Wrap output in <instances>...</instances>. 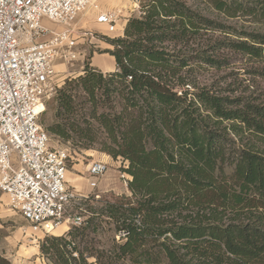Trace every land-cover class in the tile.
<instances>
[{"label": "trees", "instance_id": "1", "mask_svg": "<svg viewBox=\"0 0 264 264\" xmlns=\"http://www.w3.org/2000/svg\"><path fill=\"white\" fill-rule=\"evenodd\" d=\"M205 1L217 17L187 0H140L124 37L104 38L116 71L86 66L69 83L91 107L79 115L74 97L59 93L50 137L77 135L80 151L127 162L132 196L46 237L40 253L49 264H264V106L184 74L207 52L211 67L227 51L264 64V30L232 25L241 16L264 21V0ZM102 220L120 237L109 247L98 245ZM0 264L11 263L0 256Z\"/></svg>", "mask_w": 264, "mask_h": 264}, {"label": "built area", "instance_id": "2", "mask_svg": "<svg viewBox=\"0 0 264 264\" xmlns=\"http://www.w3.org/2000/svg\"><path fill=\"white\" fill-rule=\"evenodd\" d=\"M101 1L0 0V193L44 238L60 227L68 231L88 222L81 208L88 197L69 187L67 180L71 153L50 146L51 137L40 119L65 82L58 64L78 61L79 40L94 45L104 39L77 28L85 13L100 12L97 24L118 34L117 39L124 37L129 19L121 10L102 12ZM45 20L63 30L49 29ZM107 173V163H93L91 188L96 189ZM121 179L129 188L132 177L125 172Z\"/></svg>", "mask_w": 264, "mask_h": 264}, {"label": "rangeland", "instance_id": "3", "mask_svg": "<svg viewBox=\"0 0 264 264\" xmlns=\"http://www.w3.org/2000/svg\"><path fill=\"white\" fill-rule=\"evenodd\" d=\"M187 1L190 6L202 12L204 15L217 17V13L213 9H210V6V8H208L205 0ZM99 5L102 12H107L105 10H121L124 19L140 16V0H103ZM99 14L100 12L93 9L88 11L79 19L77 28L81 29L83 32H93L100 37L117 39L116 37L118 34L110 33L107 27L97 24L96 20ZM232 25L236 27L239 33L264 30V21L250 16H241L239 19L232 22ZM226 38L229 40L238 39L236 35H229L228 37L217 35L214 38V42H216V40L224 41ZM79 42L78 51L81 53V56L78 58V61L74 63H59L57 66L56 70L60 73V80L65 79V82L62 81V86L47 102L45 112L40 119L41 125L47 131L58 121L56 113L58 106L57 100L60 96L59 93L66 90V95H72L74 97V107L80 115L82 109L91 107V103L80 87L73 83L69 85V83L83 76L81 73L84 72L86 66L100 71L97 65L103 68L109 65V61L103 59L105 57L102 56H110V54H106L105 52L113 50L114 48L107 44L104 39L101 40V43L96 42L94 45H89L88 43L84 44L81 40H79ZM210 55L212 54L208 52L206 55H202L206 60L198 61V66H194L193 72L186 71L184 72L185 76L194 79L200 87H206L213 92H221L225 96L233 98L242 97L250 100L255 105L264 106L263 63H257L244 55L227 51L221 52V54L217 56V60L220 61V67H211L208 62H206ZM93 57L96 58L95 62L91 61ZM107 111L110 112V109ZM81 122V120L78 121L80 124ZM80 139L79 136L74 135L73 139L63 141L51 134L50 146L57 149L65 148L70 151L72 159L68 164L69 169L72 168L76 160H80L87 166L93 161L104 162L108 164L109 175L111 171H114L118 178V189L116 192L105 194L92 192L91 194H85L88 199L82 202L81 208L83 210V215L90 221L94 216V212L102 209L106 203L123 198L131 199L132 193L129 188H126L124 180L121 179V175L125 173L124 170L128 168V163L124 162L122 159L114 160L112 157L97 151H80L75 146L79 145ZM91 155L93 157H90ZM127 175L130 176L129 174ZM86 176L87 178H91L88 174ZM97 196H100V198H97ZM14 222V224L3 223L5 230H2L0 233V256L7 259L11 264H49L40 253V245L39 249L35 251L37 243H35L34 239L30 238L31 235V237H34L30 225L20 215H16ZM7 225L10 226V229ZM96 226V230L98 231L97 241L100 243L98 244L99 246L109 247L111 243H113L114 238H116L117 242L120 241L114 233V227L111 225V222L107 220H102L101 222L97 221ZM7 229L9 230L6 231ZM69 231L70 230L67 231L66 226H63L51 237H62ZM8 233L10 235H13V233L16 234L14 244L11 240L6 239ZM39 236L43 238V240L45 239L43 235L39 234ZM42 241H40V244ZM91 262H94V260Z\"/></svg>", "mask_w": 264, "mask_h": 264}, {"label": "crops", "instance_id": "4", "mask_svg": "<svg viewBox=\"0 0 264 264\" xmlns=\"http://www.w3.org/2000/svg\"><path fill=\"white\" fill-rule=\"evenodd\" d=\"M105 11H108V10H105ZM44 25L46 27H48L49 29L54 30V31H62L63 30V28L61 26L53 24L47 20L44 21ZM102 57H105L103 59H106L109 61V65H106L105 68L97 65L99 70L105 74L115 72L117 69L115 58H113L112 56H109V55H103ZM97 59H99V58H97ZM95 60H96L95 57H93L91 59L92 62H95ZM81 74H83V73H81ZM90 157H93V156L91 155ZM75 163L73 164L71 169L68 168L67 180H68L69 187H71L77 193H79L81 195L91 194L92 192L105 194V193H109V192H116V190L118 189V178L116 177L114 171H111L110 175L108 172L98 182L97 188L92 189L90 186L91 179L87 178L86 175L88 174L90 177V167L95 162L94 161L91 162V164L88 166L84 165L80 160H76ZM16 215H19V214L15 213L14 211L11 210L10 205H9L8 196L4 193H0V233L2 230H5L4 225H3L4 222L7 224H9V223L14 224L15 223L14 220L16 218ZM7 227L9 228L10 226L7 225ZM9 229H7L6 231H8ZM33 234H34V237H31L32 236L31 235L30 238L34 239L35 243H37V246L35 248L36 249L35 251H37L39 249L40 241H42L43 238H40V236H39L40 233H34L33 232ZM15 235H16L15 233H13V235H10L8 233V236L6 237V239L11 240V242L14 244L15 243Z\"/></svg>", "mask_w": 264, "mask_h": 264}, {"label": "bare ground", "instance_id": "5", "mask_svg": "<svg viewBox=\"0 0 264 264\" xmlns=\"http://www.w3.org/2000/svg\"><path fill=\"white\" fill-rule=\"evenodd\" d=\"M108 172H109V171H108ZM60 228H61V227H60ZM60 228H59V229H60ZM57 230H58V229H57ZM57 230H56V231H57ZM56 231H55V232H56ZM55 232H54V233H55Z\"/></svg>", "mask_w": 264, "mask_h": 264}]
</instances>
